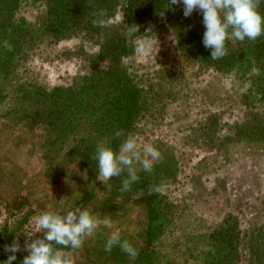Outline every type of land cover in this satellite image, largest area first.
Instances as JSON below:
<instances>
[{
  "label": "rangeland",
  "instance_id": "obj_1",
  "mask_svg": "<svg viewBox=\"0 0 264 264\" xmlns=\"http://www.w3.org/2000/svg\"><path fill=\"white\" fill-rule=\"evenodd\" d=\"M124 1L112 2L104 26L91 29L92 0H0V264L10 255L5 245L20 244L13 264H22L25 242L43 236L34 216L79 206L109 218L111 227L101 224L85 239L73 252L76 264H264L260 65L250 49L225 68L185 59L190 44L176 24L182 3L130 0L147 10L135 18ZM132 25L138 32L129 35ZM115 36L124 51L113 67L140 93L127 136L162 156L150 174L138 171L128 192L120 191L125 174L99 181L92 159L98 144L110 143L101 130L128 122L117 124L93 80L111 61L89 60L112 49ZM180 58L186 63L177 69ZM86 84L92 87L69 99ZM68 103L75 104L65 109ZM115 231L138 249L135 260L119 246L104 251Z\"/></svg>",
  "mask_w": 264,
  "mask_h": 264
},
{
  "label": "clouds",
  "instance_id": "obj_2",
  "mask_svg": "<svg viewBox=\"0 0 264 264\" xmlns=\"http://www.w3.org/2000/svg\"><path fill=\"white\" fill-rule=\"evenodd\" d=\"M169 5L183 4V15L189 17L194 10L203 14L205 32L202 43L211 50V59L219 60L228 55L226 41L234 38L240 42L256 40L264 35V16L259 12L260 0H168ZM105 12L100 10L93 25L104 26ZM137 26H129L128 34H136ZM4 47L11 51L12 46L7 40ZM150 45L141 44V52H147ZM121 131L115 136L120 137ZM97 161V179L106 184L111 178L125 174L121 192H128L134 183L139 182L138 171H153L154 163L161 160V152L151 143L142 146L134 136H127L119 145V150L101 142L96 146L92 157ZM159 191V188L150 191ZM61 204L63 201L61 199ZM36 232H42L41 238L25 242L28 252L22 264H76L73 252L80 249L86 238L92 237L101 224L111 227L109 218L99 219L91 209L76 207L65 214L60 211H44L33 217ZM35 232V233H36ZM60 246V247H55ZM114 246H119L131 259L135 260L139 251L127 239L121 240L120 233L115 231L107 240L104 251L110 253ZM21 250L20 244L14 240L5 245L4 251L10 253L3 264H13L16 253Z\"/></svg>",
  "mask_w": 264,
  "mask_h": 264
},
{
  "label": "trees",
  "instance_id": "obj_3",
  "mask_svg": "<svg viewBox=\"0 0 264 264\" xmlns=\"http://www.w3.org/2000/svg\"><path fill=\"white\" fill-rule=\"evenodd\" d=\"M58 1V0H53ZM95 1V12H99L100 10H105L108 8V6L113 2L117 0H92ZM127 1V2H125ZM122 8L125 10H130L134 17H140L144 18L147 10L145 11L142 7L139 8V5H135L132 2H129L130 0H125ZM159 5V0H153V3H151L152 7H157ZM150 6V8H151ZM259 12L262 16H264V0H260L259 5ZM97 13L92 18L95 20L97 19ZM93 20V21H94ZM176 24L178 27H181L184 29L183 32L187 33L185 34V41L190 44V47H187V49H183L184 51V57L185 59H200L201 61L206 60L210 65H213L215 69L218 68H225L234 66V64H238L240 60H242L245 56V52L249 49L252 52V56L254 61L257 65H260L261 73L260 75L263 76L264 80V35H261L256 40H248L245 39V41L240 42L238 40H235L234 38L229 39L226 41V46L228 48V55L225 56L222 59L219 60H212L211 59V50L206 49L202 43L203 34L205 32V26L203 25V14L199 10H194L191 16L184 17L183 12L176 13ZM97 26L91 25L92 28H96ZM89 29V30H91ZM119 39L120 42L117 41ZM184 39V37H183ZM124 41L123 39H120L119 36H115L114 38H111L108 40V45L112 49H103L99 52V54L95 57H92L90 60V63H97V61L102 60L106 58L108 61H111L109 64V70L101 75H94L93 80L95 79V83H99L98 89L99 94L103 98H108L109 102L111 101L113 107L115 110L109 111L113 112L115 114V117L118 122L120 123L121 120H126L127 125L123 129H113V128H107L102 129V132H108L110 134V143L109 146L114 147L115 144H119L122 140V136L126 134L127 136L130 127H131V117H133L134 109L132 108L134 105V101L137 97L140 95L139 92L133 93L131 89V85L129 82H131L126 75L125 70L122 68H119L117 66L113 67V63L116 61V59L123 53L124 48L120 47V45H123ZM189 48V49H188ZM247 49V50H246ZM246 50V51H245ZM185 59H178L176 65L177 69L182 67V63H186ZM88 87H92L91 85H84V87H81L79 91L76 92V95H71L69 97L70 100H72L74 97H77L80 93L84 92ZM262 91L264 92V81L262 86ZM75 103H68L65 106V109H68L69 107L74 106ZM79 109V106L76 110ZM119 109H127V112L124 114L119 113ZM104 115H107L108 111H103ZM264 116V114H263ZM121 131L122 135L120 137H116L115 133L116 131ZM85 133L84 131H82ZM124 136V137H125ZM84 149V148H83ZM83 152V150H82ZM88 153V152H87ZM79 156L83 157L84 159L90 156L85 155L84 153H79Z\"/></svg>",
  "mask_w": 264,
  "mask_h": 264
}]
</instances>
